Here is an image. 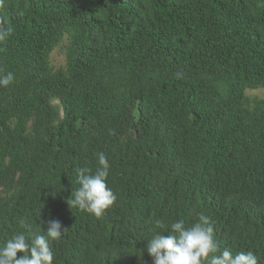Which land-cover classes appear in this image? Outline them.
<instances>
[{"label": "trees", "instance_id": "16d2710c", "mask_svg": "<svg viewBox=\"0 0 264 264\" xmlns=\"http://www.w3.org/2000/svg\"><path fill=\"white\" fill-rule=\"evenodd\" d=\"M4 17L0 245L59 219L54 264H152L154 221L203 212L264 264V0H4ZM100 152L117 200L97 218L68 201Z\"/></svg>", "mask_w": 264, "mask_h": 264}, {"label": "clouds", "instance_id": "9594fccd", "mask_svg": "<svg viewBox=\"0 0 264 264\" xmlns=\"http://www.w3.org/2000/svg\"><path fill=\"white\" fill-rule=\"evenodd\" d=\"M3 3L0 0V5ZM14 31L6 17L0 18V42L6 41ZM14 79L12 72L4 73L0 69V87H8ZM96 156L95 170L77 168L78 187L72 191L68 203L99 218L114 205L117 195L107 183L108 158L103 152ZM45 223L47 227L42 232H18L0 245V264H54L53 242L60 241L66 229L59 219ZM146 248L152 264H259L252 250L233 254L229 247L221 248L213 224L203 212L191 224H186L184 219L171 222L156 219Z\"/></svg>", "mask_w": 264, "mask_h": 264}, {"label": "rangeland", "instance_id": "374dc122", "mask_svg": "<svg viewBox=\"0 0 264 264\" xmlns=\"http://www.w3.org/2000/svg\"><path fill=\"white\" fill-rule=\"evenodd\" d=\"M51 63L54 64L55 66H60L63 61H64V56L62 52L60 51V48H56L51 56H50ZM251 94H257L259 96H264V90H254L250 92Z\"/></svg>", "mask_w": 264, "mask_h": 264}]
</instances>
